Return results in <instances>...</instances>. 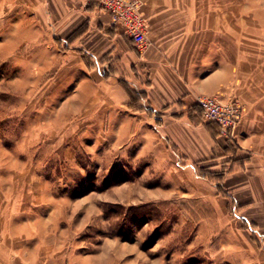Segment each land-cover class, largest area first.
<instances>
[{
	"label": "crops",
	"instance_id": "crops-1",
	"mask_svg": "<svg viewBox=\"0 0 264 264\" xmlns=\"http://www.w3.org/2000/svg\"><path fill=\"white\" fill-rule=\"evenodd\" d=\"M15 1L29 4V36L58 34L52 43L46 38L40 56L30 55L33 80H40L42 66L54 70L48 82L78 84L76 94L53 90L50 98L76 100L77 114H94L100 129L106 122L110 132L140 131L157 163L180 165L178 194L208 216L196 245L222 263L264 264L260 0H141L148 43L143 52L95 2ZM134 97L139 110L132 109ZM200 97L242 105L231 145L201 118ZM201 172L220 178L211 181ZM11 173V187L0 173V264H110V252L71 250L54 239L46 227L51 204L23 202L21 176Z\"/></svg>",
	"mask_w": 264,
	"mask_h": 264
},
{
	"label": "rangeland",
	"instance_id": "rangeland-1",
	"mask_svg": "<svg viewBox=\"0 0 264 264\" xmlns=\"http://www.w3.org/2000/svg\"><path fill=\"white\" fill-rule=\"evenodd\" d=\"M259 5L264 26V0ZM29 14L28 3L0 0V173L5 186H12L15 169L23 202L51 204L45 215L52 222L46 227L54 239L71 250L110 252V264H227L194 242L208 216L178 194L179 164L157 163L156 152L148 154L140 142V131L110 132L106 122L100 129L92 123L94 114H77L76 100L50 98L53 90L76 94L77 82H48L54 70L42 66L40 80H33L29 57L40 56V46L46 38L52 43L55 34L29 36L34 27Z\"/></svg>",
	"mask_w": 264,
	"mask_h": 264
},
{
	"label": "built area",
	"instance_id": "built-area-1",
	"mask_svg": "<svg viewBox=\"0 0 264 264\" xmlns=\"http://www.w3.org/2000/svg\"><path fill=\"white\" fill-rule=\"evenodd\" d=\"M92 1L110 15L111 25L131 40L138 52L145 51L148 43L141 0H85L86 3ZM197 105L203 119L218 127L221 138H232L243 112L238 101L222 102L216 97H200ZM261 168L264 173V157Z\"/></svg>",
	"mask_w": 264,
	"mask_h": 264
},
{
	"label": "trees",
	"instance_id": "trees-1",
	"mask_svg": "<svg viewBox=\"0 0 264 264\" xmlns=\"http://www.w3.org/2000/svg\"><path fill=\"white\" fill-rule=\"evenodd\" d=\"M139 102H140L139 98H138V97H134V101H133L134 104L132 105V109L139 110V108H138V106L140 105ZM135 106H137V108H134ZM199 113H200V110H199ZM200 116H201V118H202L201 113H200ZM207 123H208V122H207ZM226 143H228V144L231 145V144H232L231 139H227V140H226ZM204 171H205V170H204ZM199 176L202 177V178H205V179L211 180V181H214V180H217V179L220 178L219 175H217V177L212 178V177H210V175L206 174V172H201V173L199 174Z\"/></svg>",
	"mask_w": 264,
	"mask_h": 264
}]
</instances>
